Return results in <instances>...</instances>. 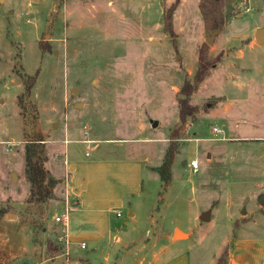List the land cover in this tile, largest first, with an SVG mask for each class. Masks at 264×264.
Segmentation results:
<instances>
[{"label":"rangeland","instance_id":"obj_1","mask_svg":"<svg viewBox=\"0 0 264 264\" xmlns=\"http://www.w3.org/2000/svg\"><path fill=\"white\" fill-rule=\"evenodd\" d=\"M174 1L0 0V213L8 215L0 233L26 237L32 229L34 242L61 244L54 218L66 195L57 177L64 157L73 163L88 152L148 155L138 221L127 238L148 228L163 244L178 228L191 234L181 243L193 264H216L223 251L227 264L236 238L264 234V45L254 39L264 26V0L234 1L210 45L199 0H180L176 46L162 25L164 7ZM203 42L209 58L222 56L189 96L198 112L188 120V137L174 140L164 189L156 168L179 122L177 92L192 80ZM64 136L70 140L51 142ZM83 137L99 140H74ZM32 141L43 143L45 169L57 181L44 202L27 200L24 151ZM204 211L208 221L199 219Z\"/></svg>","mask_w":264,"mask_h":264},{"label":"crops","instance_id":"obj_2","mask_svg":"<svg viewBox=\"0 0 264 264\" xmlns=\"http://www.w3.org/2000/svg\"><path fill=\"white\" fill-rule=\"evenodd\" d=\"M69 140L64 136L51 142ZM74 140L87 144L99 139ZM89 156L86 152L73 163L64 157V175L57 177L62 180L63 197L66 195L68 201L64 205L61 199V213L55 216H65L59 224L62 252L49 256V238L34 242L32 229L26 237L12 229L0 233V259L6 264H193L190 247L181 243L191 234L181 229L184 236L176 239L172 234L163 244L149 238L148 228L135 239L127 238L128 226L134 231L138 221L136 204L140 203L137 199L149 168L148 155ZM7 216L0 213V225ZM234 245L227 264H264V234L255 238L239 236Z\"/></svg>","mask_w":264,"mask_h":264},{"label":"trees","instance_id":"obj_3","mask_svg":"<svg viewBox=\"0 0 264 264\" xmlns=\"http://www.w3.org/2000/svg\"><path fill=\"white\" fill-rule=\"evenodd\" d=\"M236 0H199L198 9L202 17L203 26L207 33L211 34L214 31L222 30L228 18L230 6ZM180 0H175L171 5L164 7L162 15L163 30L171 39L173 46H176V32L174 29V12ZM222 54L218 53L212 59L209 58L208 45L203 42L198 50L197 68L192 80L185 79L183 85L178 93V107H179V122L175 125L168 135V148L165 152L162 163L156 168L163 182L165 189L171 180L170 168L173 162L177 145L174 140L178 137L187 138L186 126L188 120L193 119L197 112L198 107L189 102V96L198 88L199 84L207 77L210 68L214 66L221 58ZM33 79L31 82L26 83L25 90L30 91L33 86ZM177 138V139H176ZM47 155L45 154L43 143L38 141L29 142L25 145L24 151V173L27 181L29 182V197L28 201L44 202L52 197V191L56 184V179L49 177L46 169L45 162ZM48 249L47 254L54 256L62 252L63 246L55 243L51 238L47 239ZM223 251L216 264H225L227 253ZM0 264H6L0 259Z\"/></svg>","mask_w":264,"mask_h":264},{"label":"water","instance_id":"obj_4","mask_svg":"<svg viewBox=\"0 0 264 264\" xmlns=\"http://www.w3.org/2000/svg\"><path fill=\"white\" fill-rule=\"evenodd\" d=\"M218 31L220 30H217V31H214L210 34V37H207L205 39V41L210 45L213 43V40L215 38V36L217 35ZM254 39L255 41L258 43V44H261V45H264V26L262 27H259L257 28L255 31H254ZM156 122L153 123V126H156ZM259 203L264 205V195H261L259 197ZM244 212V210L242 211ZM199 219L201 221H208L210 219V211H204L203 213L200 214L199 216ZM179 230V229H175L174 230V233H173V237L176 238V237H179V236H182V235H176V231ZM180 231V230H179Z\"/></svg>","mask_w":264,"mask_h":264},{"label":"built area","instance_id":"obj_5","mask_svg":"<svg viewBox=\"0 0 264 264\" xmlns=\"http://www.w3.org/2000/svg\"><path fill=\"white\" fill-rule=\"evenodd\" d=\"M213 131H214L215 133L220 132V130H218L216 127L213 128ZM188 164H189L190 167L192 168V171H193V172H197V170H198V162H197L196 159L191 160ZM66 199H67V198H66ZM67 202H68V201L66 200V203H67ZM117 215H119V212H117ZM64 219H65V216H64V215H61V216H58V217L55 218L56 221H63ZM83 245H84V244H82V246H83Z\"/></svg>","mask_w":264,"mask_h":264},{"label":"bare ground","instance_id":"obj_6","mask_svg":"<svg viewBox=\"0 0 264 264\" xmlns=\"http://www.w3.org/2000/svg\"><path fill=\"white\" fill-rule=\"evenodd\" d=\"M176 235H183L184 236V234H182L179 230L176 231Z\"/></svg>","mask_w":264,"mask_h":264}]
</instances>
